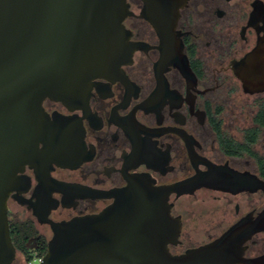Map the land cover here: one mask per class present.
<instances>
[{
  "label": "flooded vegetation",
  "instance_id": "flooded-vegetation-1",
  "mask_svg": "<svg viewBox=\"0 0 264 264\" xmlns=\"http://www.w3.org/2000/svg\"><path fill=\"white\" fill-rule=\"evenodd\" d=\"M130 1L134 13L125 24L141 46L123 72L97 76L83 106L44 100L52 115L74 118V152L67 164L43 162L42 179L26 164L24 189L9 197L13 264H29L27 251L47 252L52 221L100 212L133 176L168 186L222 167L261 179L257 189L171 191L172 228L179 221L178 234L166 241L173 254L264 211V73L247 84L240 75L260 44L264 59V0H187L176 26L177 63L163 60L157 29L140 15L143 0ZM240 258L234 264H264V229L244 241Z\"/></svg>",
  "mask_w": 264,
  "mask_h": 264
},
{
  "label": "water",
  "instance_id": "water-1",
  "mask_svg": "<svg viewBox=\"0 0 264 264\" xmlns=\"http://www.w3.org/2000/svg\"><path fill=\"white\" fill-rule=\"evenodd\" d=\"M186 2L143 0L140 15L157 29L164 61L182 59L176 26ZM131 5L130 0H0V264H13L17 255L9 197L24 189L26 164L36 166L42 179L43 162L67 164L74 152V118L52 115L44 100L83 106L97 76L123 72L122 64L141 46L125 24L134 13ZM243 61L246 84L263 76V45ZM246 184L257 189L262 183L257 174L222 167L168 186L133 176L100 212L52 221L54 235L40 264H234L244 241L264 229V211L211 242L173 254L166 241L178 234L179 221L173 229L168 195L202 185L238 190Z\"/></svg>",
  "mask_w": 264,
  "mask_h": 264
},
{
  "label": "built area",
  "instance_id": "built-area-1",
  "mask_svg": "<svg viewBox=\"0 0 264 264\" xmlns=\"http://www.w3.org/2000/svg\"><path fill=\"white\" fill-rule=\"evenodd\" d=\"M33 257L32 259L29 261V264H40V262L43 259V255L38 254V252H33L32 253Z\"/></svg>",
  "mask_w": 264,
  "mask_h": 264
},
{
  "label": "trees",
  "instance_id": "trees-1",
  "mask_svg": "<svg viewBox=\"0 0 264 264\" xmlns=\"http://www.w3.org/2000/svg\"><path fill=\"white\" fill-rule=\"evenodd\" d=\"M260 116H264V113L263 112L260 113ZM38 254L44 256L46 254V251H39ZM26 255H27L28 261H30L32 259V257H33L32 252H29V251L26 252Z\"/></svg>",
  "mask_w": 264,
  "mask_h": 264
},
{
  "label": "rangeland",
  "instance_id": "rangeland-1",
  "mask_svg": "<svg viewBox=\"0 0 264 264\" xmlns=\"http://www.w3.org/2000/svg\"><path fill=\"white\" fill-rule=\"evenodd\" d=\"M261 142L264 143V136L262 137ZM32 253H33V252H32ZM21 257H22V255H20V254L18 253V258H17V260L20 259Z\"/></svg>",
  "mask_w": 264,
  "mask_h": 264
}]
</instances>
